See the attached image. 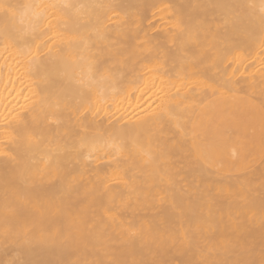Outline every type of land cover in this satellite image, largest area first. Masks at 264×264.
I'll use <instances>...</instances> for the list:
<instances>
[{
    "label": "bare ground",
    "instance_id": "1",
    "mask_svg": "<svg viewBox=\"0 0 264 264\" xmlns=\"http://www.w3.org/2000/svg\"><path fill=\"white\" fill-rule=\"evenodd\" d=\"M237 10L251 30L226 50L258 55L264 0H0V264H107L165 236L202 244L200 264H264V235L197 218L207 192L248 180L199 155L197 114L235 97L264 110V73L191 67L220 52L210 17Z\"/></svg>",
    "mask_w": 264,
    "mask_h": 264
},
{
    "label": "rangeland",
    "instance_id": "2",
    "mask_svg": "<svg viewBox=\"0 0 264 264\" xmlns=\"http://www.w3.org/2000/svg\"><path fill=\"white\" fill-rule=\"evenodd\" d=\"M210 18V33L220 52L217 54L215 49H210L202 62L191 67L202 70L205 78L214 73L215 76L223 75L236 81L243 80L245 76H260L264 73L263 40L258 42L257 48L260 51L258 55L253 53L247 55L245 46L237 47L233 51L226 50V45L231 44L232 40L240 43L242 38L238 33L247 31L243 36L244 38L248 36L251 30L248 31L249 14L237 10L229 15L215 13ZM254 105L264 114L260 106ZM262 131L263 145L260 155L247 157L242 164L235 165L229 172L248 180L239 185L240 188L233 193H219L212 189L205 194L206 199L197 202L199 208L197 218L214 229V232H210L212 234L264 235V121ZM192 179L199 185L197 189L192 190L197 193L190 195L186 193L185 197L190 198L192 195L195 200H200L204 196L202 191L205 187L202 182L196 181V178ZM194 184L184 181L182 186L191 190L192 188L187 185L193 187ZM197 245L199 247L195 249L187 248L184 240L165 236L150 239L148 243L137 244L131 248L121 246L117 249L116 246L111 249L112 253L107 255L106 258L109 260L107 264L114 261L122 264H200L197 250L204 252L202 248L204 246L200 243ZM87 257L92 260L99 259L98 255L88 254Z\"/></svg>",
    "mask_w": 264,
    "mask_h": 264
},
{
    "label": "crops",
    "instance_id": "3",
    "mask_svg": "<svg viewBox=\"0 0 264 264\" xmlns=\"http://www.w3.org/2000/svg\"><path fill=\"white\" fill-rule=\"evenodd\" d=\"M222 103L221 111L219 106L201 110L193 140L207 163L229 170L247 157L260 155L264 116L253 103L239 97Z\"/></svg>",
    "mask_w": 264,
    "mask_h": 264
}]
</instances>
